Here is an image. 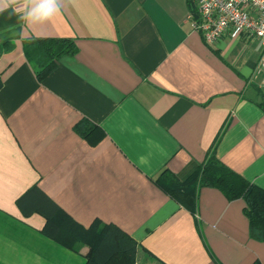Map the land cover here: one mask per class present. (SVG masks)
Instances as JSON below:
<instances>
[{
	"label": "crops",
	"instance_id": "crops-1",
	"mask_svg": "<svg viewBox=\"0 0 264 264\" xmlns=\"http://www.w3.org/2000/svg\"><path fill=\"white\" fill-rule=\"evenodd\" d=\"M58 2L48 21L26 23L23 0L0 12V264L85 263L86 245L60 246L41 233V215L19 210L34 185L84 228L127 233L135 264H264L243 200L201 187L191 212L155 183L212 153L264 189L258 40L207 44L187 20L189 0ZM30 39L76 51L38 80L23 52ZM82 121L92 128L76 130Z\"/></svg>",
	"mask_w": 264,
	"mask_h": 264
},
{
	"label": "trees",
	"instance_id": "trees-1",
	"mask_svg": "<svg viewBox=\"0 0 264 264\" xmlns=\"http://www.w3.org/2000/svg\"><path fill=\"white\" fill-rule=\"evenodd\" d=\"M189 2V12H193V4L190 0ZM75 51L73 43L63 39H30L23 45L24 55L38 80L48 75L62 56H70ZM90 128L92 125L85 121L75 127L81 133ZM155 183L191 212L196 208L197 193L201 187H214L227 200H243L250 235L264 241V189L231 171L212 153L203 163L195 165L183 176L163 169ZM17 206L23 215L34 212L41 215L45 221L41 233L60 246L77 252L80 245H86L88 253L84 264H135L137 244L127 233L114 224L98 221L84 228L65 214L36 185L19 196Z\"/></svg>",
	"mask_w": 264,
	"mask_h": 264
},
{
	"label": "built area",
	"instance_id": "built-area-1",
	"mask_svg": "<svg viewBox=\"0 0 264 264\" xmlns=\"http://www.w3.org/2000/svg\"><path fill=\"white\" fill-rule=\"evenodd\" d=\"M193 12L187 20L207 44L216 43L224 34L237 39L255 38L264 48V0H190ZM264 74V53L258 61ZM264 88V80H262Z\"/></svg>",
	"mask_w": 264,
	"mask_h": 264
},
{
	"label": "clouds",
	"instance_id": "clouds-1",
	"mask_svg": "<svg viewBox=\"0 0 264 264\" xmlns=\"http://www.w3.org/2000/svg\"><path fill=\"white\" fill-rule=\"evenodd\" d=\"M17 2L18 0H0V12ZM23 3L25 8L31 5L30 10H27L24 16L25 22L29 24L32 21L51 20L58 13H60L58 0H23ZM37 38H39V36H37Z\"/></svg>",
	"mask_w": 264,
	"mask_h": 264
}]
</instances>
